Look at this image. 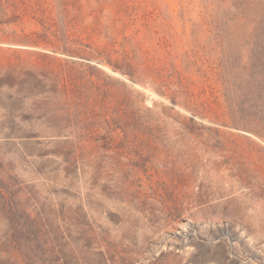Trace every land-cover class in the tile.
<instances>
[{
    "label": "rangeland",
    "instance_id": "obj_1",
    "mask_svg": "<svg viewBox=\"0 0 264 264\" xmlns=\"http://www.w3.org/2000/svg\"><path fill=\"white\" fill-rule=\"evenodd\" d=\"M15 2L0 264H264V87L230 1ZM40 10L72 53L31 41Z\"/></svg>",
    "mask_w": 264,
    "mask_h": 264
},
{
    "label": "trees",
    "instance_id": "obj_2",
    "mask_svg": "<svg viewBox=\"0 0 264 264\" xmlns=\"http://www.w3.org/2000/svg\"><path fill=\"white\" fill-rule=\"evenodd\" d=\"M21 1V0H19ZM231 3L232 11L229 13L227 26L230 32L236 28L244 29L246 34V42L249 46L258 49V68L264 87V0H229ZM14 9V10H11ZM60 14H64L62 9ZM39 18L40 25H43L42 32L33 33L36 36V41L31 40L33 43L46 42L50 37H55L63 44V51L65 53H72L68 48L69 36L66 27H61L59 30H53L54 25L46 24L45 13L43 10L36 12ZM21 20V7H19L15 0H0V25L5 27L18 23ZM3 31V29H1ZM16 33V32H13ZM232 34V33H231ZM14 41L21 42L17 34H14ZM28 37V36H27ZM47 43H50L49 41ZM254 50V52H255ZM256 57V56H255ZM245 70L248 66L243 67Z\"/></svg>",
    "mask_w": 264,
    "mask_h": 264
},
{
    "label": "bare ground",
    "instance_id": "obj_3",
    "mask_svg": "<svg viewBox=\"0 0 264 264\" xmlns=\"http://www.w3.org/2000/svg\"><path fill=\"white\" fill-rule=\"evenodd\" d=\"M244 208H245V206L243 204L238 206V210H240L241 213H243Z\"/></svg>",
    "mask_w": 264,
    "mask_h": 264
}]
</instances>
